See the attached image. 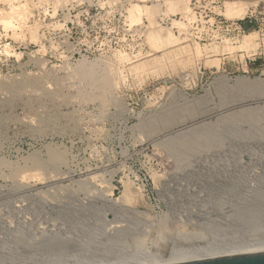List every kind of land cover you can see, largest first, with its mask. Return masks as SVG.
<instances>
[{
    "label": "rangeland",
    "instance_id": "obj_1",
    "mask_svg": "<svg viewBox=\"0 0 264 264\" xmlns=\"http://www.w3.org/2000/svg\"><path fill=\"white\" fill-rule=\"evenodd\" d=\"M240 3L247 6L242 17L230 11ZM19 5L22 14L11 16L9 26L0 14V194L26 189L25 200H33L53 190L90 188L87 181L105 189L112 178L111 199L93 207L111 209L109 218L138 208L154 224L149 236L155 240L169 228L202 233L179 214L181 199L189 202L186 208L202 203L175 187L177 174L194 169L181 158L224 154L229 173L257 166L264 174L261 135L257 165L245 140L208 136L197 146L179 138L196 125L220 126L217 121L226 120L221 106L250 95L220 88L218 80L264 78L243 71L246 59L264 45V0H224L220 14L243 19L241 35L213 19L206 27L192 24L190 0H0V12ZM158 30L170 35L171 44L159 43ZM249 32L254 37L244 38ZM83 59L100 70L74 71ZM237 152L242 154L236 165ZM34 167L43 178L67 175L54 188L31 173L29 179L17 175ZM94 195L101 191L95 188Z\"/></svg>",
    "mask_w": 264,
    "mask_h": 264
},
{
    "label": "bare ground",
    "instance_id": "obj_2",
    "mask_svg": "<svg viewBox=\"0 0 264 264\" xmlns=\"http://www.w3.org/2000/svg\"><path fill=\"white\" fill-rule=\"evenodd\" d=\"M239 5L230 11L242 17L247 6ZM9 10L0 12L5 25L11 22V16L19 17L22 14L21 5ZM161 31L156 32L159 43L171 44L170 35ZM250 34H244V38ZM159 43L156 42L157 45ZM99 68L101 66L96 62L83 59L73 70L94 73ZM218 81L220 88L244 89L250 95L221 106V114L225 115L226 120H218L220 126H215V123V127L210 123L212 126L209 127L208 124L196 125L179 138L193 140L197 146L201 139L204 141V137L208 136H215L218 141L227 138L229 141L242 140L243 144L245 140L246 150L253 155L257 165L256 144L260 135L264 139V126L259 123L264 122V78L239 77L230 84L225 79ZM254 104L257 107H252ZM245 124L249 126L248 129H244ZM258 144L264 145V141ZM198 151H194V155H200ZM237 153L233 157L236 165L241 163L242 152ZM192 156L180 159L194 169L188 174H177L175 182L178 184L175 187L180 189L181 195L190 194L202 200V205L186 208L183 205L189 202L181 199L182 208L179 209L182 210L179 214L189 217L191 220L188 222L202 232L199 236L180 234L177 230L170 233L171 225L168 223L169 229L159 231L154 240L150 237L154 224L148 225L150 223L143 220L145 213L142 214L138 208L126 213L118 210L109 218L111 209L93 206L97 201L104 204L105 200L111 199L114 187L112 178L107 181L109 185L105 189L100 190L87 181L90 188L84 184L78 190H53L51 195L33 200H25L24 196L29 192L18 187L19 190L0 194V264H151L264 250V174L257 166L252 171L242 170L239 173L233 169L229 173V163L222 157L224 154L221 158L217 155L213 160L212 157L202 159L201 156ZM194 162L200 164L201 168H197ZM34 168L30 172V169L24 172L17 170V175L29 179L32 174L41 182L47 180L45 185L52 188L67 175L66 172H59L43 178L36 170L38 167ZM27 172L31 173L30 176ZM200 187L204 191L197 190ZM95 188L101 191L100 197L94 195ZM177 206L179 208V204ZM209 235L211 241L208 242L206 237Z\"/></svg>",
    "mask_w": 264,
    "mask_h": 264
},
{
    "label": "built area",
    "instance_id": "obj_3",
    "mask_svg": "<svg viewBox=\"0 0 264 264\" xmlns=\"http://www.w3.org/2000/svg\"><path fill=\"white\" fill-rule=\"evenodd\" d=\"M190 6L193 19L195 20L192 24H196L197 26L203 24L204 27H206L211 24L210 20L213 19V24L218 22V24H222L227 31L236 30L238 31V35L245 33L241 24L243 19H227L220 14V11L224 7V0H190ZM253 16V12H251L248 18H252ZM262 76H264V74Z\"/></svg>",
    "mask_w": 264,
    "mask_h": 264
},
{
    "label": "water",
    "instance_id": "obj_4",
    "mask_svg": "<svg viewBox=\"0 0 264 264\" xmlns=\"http://www.w3.org/2000/svg\"><path fill=\"white\" fill-rule=\"evenodd\" d=\"M151 264H264V250Z\"/></svg>",
    "mask_w": 264,
    "mask_h": 264
},
{
    "label": "crops",
    "instance_id": "obj_5",
    "mask_svg": "<svg viewBox=\"0 0 264 264\" xmlns=\"http://www.w3.org/2000/svg\"><path fill=\"white\" fill-rule=\"evenodd\" d=\"M251 33L252 34L250 35L254 37L255 32H251ZM246 66L247 69L243 70L245 73H249L250 71L251 72L255 71L258 72L260 75L264 74V45L262 46L260 51L252 53V55L246 59ZM250 66H253V69Z\"/></svg>",
    "mask_w": 264,
    "mask_h": 264
}]
</instances>
